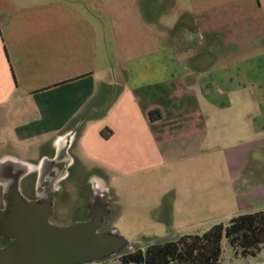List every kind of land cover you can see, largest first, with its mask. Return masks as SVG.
<instances>
[{"label": "crops", "instance_id": "crops-1", "mask_svg": "<svg viewBox=\"0 0 264 264\" xmlns=\"http://www.w3.org/2000/svg\"><path fill=\"white\" fill-rule=\"evenodd\" d=\"M244 1L0 0V159L38 162L77 129L70 156L105 182L172 167L201 196L184 213L240 210L241 181L264 189V49L210 52ZM195 22L212 47L193 54Z\"/></svg>", "mask_w": 264, "mask_h": 264}, {"label": "rangeland", "instance_id": "rangeland-1", "mask_svg": "<svg viewBox=\"0 0 264 264\" xmlns=\"http://www.w3.org/2000/svg\"><path fill=\"white\" fill-rule=\"evenodd\" d=\"M195 18L196 17H194V19ZM219 22L225 23V20L219 19ZM192 24H196L201 32L204 29L203 23H201V26H199L197 22ZM226 25L227 31L222 37L224 44H226L225 46L228 45V51L221 50L222 52L220 53L219 50H212L210 52L212 53V58L220 57L224 53H229L228 55L231 58H235L236 56L242 57L245 54L263 50L264 0L262 2L259 0H253L252 2L246 0L240 3L239 26H234L233 20H229V23ZM202 35L204 37V39H202L204 40L202 43L204 48L206 45L207 47H212L209 45L210 41L207 44L205 35L203 33ZM192 37L193 35L189 34L187 38L191 39ZM184 38L186 37L184 36ZM223 42L222 47H224ZM200 46L201 45L197 43V50L191 52L196 54ZM213 46L215 47V45ZM236 47H239L240 51H236ZM261 53H263V51H261L260 54ZM219 61L218 59L217 62ZM261 162V164L264 165V160L261 159ZM251 165L252 163H250L247 174L251 171ZM106 166L107 165L101 168L105 172L107 171ZM173 170L174 168L172 167L164 166L162 168H152L147 172L133 177L129 174L120 173V177L118 178H115V174L110 175L108 172L102 174L106 176L107 186L110 189V195L106 196V200L109 202L108 204L112 207V210L105 218L101 230L116 228L140 247V245L151 238L203 234L219 220L227 221L236 213L258 207L257 205H259V202L256 199H264V189L258 191L250 189L248 191L246 182L241 181L240 188L243 193L240 197V203L242 204L240 205V210H231V212L226 210L230 207L228 206L230 200L228 196H221L217 192L213 196L214 208L228 207L221 210H214L206 217H202L204 214L201 212L186 214L178 209V207L181 206V208H184L187 205L193 207L195 203L200 202L201 196L199 195V191L194 193V196H188L184 193L181 195L175 188L176 186H174V188L170 187L173 184H178L176 181L177 177L175 176L176 173ZM97 173L100 172L97 171ZM263 173L264 171H262V174ZM95 174V172L93 173L89 170V166L85 161L84 163L80 159L75 161L71 169V175L61 184L64 189L61 195V202L58 204L57 208L60 214L59 218L63 220L62 224H72L75 221L82 220H77V218H81V213L88 208L87 204L91 197L88 195L91 185L89 182L92 177L97 176ZM216 176L217 175H214L213 178ZM263 179L262 177V180ZM181 186H184V182L179 185V187ZM25 196L29 198L27 195ZM250 198H252V200ZM1 207L2 201L0 202V208ZM5 243V240L0 238V247L5 245ZM119 263L120 260L113 257L106 262V264ZM88 264L102 263L92 262ZM220 264H264V246L252 255L243 256L241 253L237 254L230 247L229 243L224 240Z\"/></svg>", "mask_w": 264, "mask_h": 264}, {"label": "water", "instance_id": "water-1", "mask_svg": "<svg viewBox=\"0 0 264 264\" xmlns=\"http://www.w3.org/2000/svg\"><path fill=\"white\" fill-rule=\"evenodd\" d=\"M178 30L171 34L172 42ZM191 34L195 43L201 45L198 49L204 50V37L196 24ZM76 131L73 129L67 132L55 142L56 151H61L71 160L69 166L73 163L69 149ZM52 160L49 156L38 162H28L13 156L0 159V186L3 189L0 237L10 241L0 248V264H88L135 251L138 245L118 229L101 230L111 211L107 202L98 203L88 220L55 224L50 220L55 201L51 193L42 203L25 196L22 187L24 179L39 171L45 162ZM69 175L70 170L66 168L62 178ZM43 180L45 178L39 176L38 185ZM53 183L57 188L61 186L60 180ZM89 183H101L100 190L109 191L106 182L98 176L92 177Z\"/></svg>", "mask_w": 264, "mask_h": 264}, {"label": "trees", "instance_id": "trees-1", "mask_svg": "<svg viewBox=\"0 0 264 264\" xmlns=\"http://www.w3.org/2000/svg\"><path fill=\"white\" fill-rule=\"evenodd\" d=\"M111 133L107 128L102 134L108 138ZM224 240L243 256L264 246V206L236 213L227 221L219 220L203 234L151 238L135 251L113 258H118L119 264H220ZM109 259L100 263L106 264Z\"/></svg>", "mask_w": 264, "mask_h": 264}, {"label": "flooded vegetation", "instance_id": "flooded-vegetation-1", "mask_svg": "<svg viewBox=\"0 0 264 264\" xmlns=\"http://www.w3.org/2000/svg\"><path fill=\"white\" fill-rule=\"evenodd\" d=\"M49 158H53V160L51 162L48 161L45 162L39 171L25 178L22 183V187H23V192L25 193V195L29 197V199L36 200L39 203L44 202L47 199L48 194L51 193L54 196L55 201H54V213L51 216L50 220L55 224H62L63 220L59 218L60 214L57 206L61 202V195L63 193L64 188L62 186H60L59 188L55 187L53 182L56 180L58 181L60 180V183L62 184V182L66 181V179L71 175V169L75 163L73 161L72 165L69 166V164H71V160L65 157L61 151L59 152L56 151L55 148H54V152L51 154V156H49ZM66 168H69L70 175L67 178L63 179L62 177L65 173ZM39 176L44 177L45 180H43V182L38 185ZM53 187L55 188L53 189ZM100 189L101 186L99 183H97L96 185L95 184L90 185L88 195L91 197L89 199V203L87 204L88 208H86L85 211L81 213L82 217L77 218V220L90 219L93 215L94 208L98 207V203L107 202L106 196L110 195V191H104ZM2 207H3V202H2ZM3 240H5L6 242L5 245L3 246H6L10 243L9 240L6 239Z\"/></svg>", "mask_w": 264, "mask_h": 264}]
</instances>
